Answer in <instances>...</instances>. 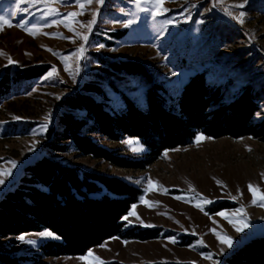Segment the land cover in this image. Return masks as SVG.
Segmentation results:
<instances>
[{"label":"rangeland","instance_id":"1","mask_svg":"<svg viewBox=\"0 0 264 264\" xmlns=\"http://www.w3.org/2000/svg\"><path fill=\"white\" fill-rule=\"evenodd\" d=\"M241 3L244 7H237ZM72 12L77 15H68ZM241 12L243 23L236 18ZM5 14H10L6 19L13 26L4 24L0 30V79L41 65L50 69L30 80L13 81L11 93L0 105V169L11 170L10 176L2 177L0 196L18 181L28 163L47 155L140 187L139 201L125 216L127 227L160 230L156 238L115 236L85 254L44 256L30 264H225L228 255L264 233L262 139L199 133L191 144L163 151L144 169L113 166L73 149L54 152L47 146L54 141L51 130L59 127L62 113L84 115L63 104L66 95L84 84L101 87L113 110L122 109V92L141 106L145 104L146 80L111 70L106 66L111 60L141 61L173 93L194 73L207 71L209 81L228 83L226 102L253 83L261 90L260 110L253 121L263 119L264 0H164L159 7L154 0H143L139 7L137 0H105L103 5L94 2L84 9L77 0H0V15ZM93 17L96 22L89 30ZM129 19L135 23L125 26ZM23 21L34 34L16 26ZM121 29L127 31L122 38L113 35ZM93 137L120 155L139 159L146 152L137 138L127 136L113 142ZM249 184L256 190L255 197ZM240 226L244 230L238 232ZM42 232L50 231L0 238V246L13 255H33L45 240L56 238L53 233L42 237ZM226 237L232 238V247L221 243Z\"/></svg>","mask_w":264,"mask_h":264},{"label":"trees","instance_id":"2","mask_svg":"<svg viewBox=\"0 0 264 264\" xmlns=\"http://www.w3.org/2000/svg\"><path fill=\"white\" fill-rule=\"evenodd\" d=\"M126 33L121 29L113 35L122 38ZM106 66L117 73L145 79V104L141 106L122 92V109L113 110L101 87L84 84L63 99L64 106L83 111L84 115H60L59 127L51 130L54 141L47 142L54 152L73 149L113 166L144 169L163 151L191 144L199 133L214 138L250 136L264 140V118L253 121L261 99V90L253 83L243 86L226 102L228 83L223 86L209 81L207 71L194 73L180 91L173 93L155 80L141 61L111 60ZM49 69V65H41L16 72L13 77L4 75L0 79V105L11 93L13 81L30 80ZM94 135L113 142L127 136L137 138L146 152L139 159L120 155L95 140ZM142 193L140 187L118 176L42 155L28 163L18 181L2 192L0 238L43 230L56 238L45 240L40 252L33 255H13L0 246V264H30L44 256L85 254L115 236L139 240L158 237L160 230L156 228L127 227L125 216ZM225 264H264V233L228 255Z\"/></svg>","mask_w":264,"mask_h":264},{"label":"snow or ice","instance_id":"3","mask_svg":"<svg viewBox=\"0 0 264 264\" xmlns=\"http://www.w3.org/2000/svg\"><path fill=\"white\" fill-rule=\"evenodd\" d=\"M25 2H41V0H25ZM43 2L50 3V2H52V0H43ZM77 2L79 4V7L81 9H84L86 5H91L94 2L97 3V4H99V5H103L105 3V0H77ZM141 2H143V0H137V6L138 7H139V4ZM149 2H152V0H149ZM245 2H246V0H245ZM154 3H155V5L157 7H159V6L163 5L164 0H154ZM237 7H241L242 8V7H244V4L241 3V4L237 5ZM145 11H151V9H145ZM51 12H55V9H52ZM9 15L10 14L0 15V30L3 29V25L4 24H7L9 27H12L13 26L12 23H11L10 18L6 19V16H9ZM68 15H70V16H76L77 13L72 12V13H69ZM243 15H244V13L241 12L240 15H239V17H236V18L237 19H240L241 17H243ZM95 22H96L95 17H93V19L88 24L89 30H91V26L93 24H95ZM240 22L243 23V20L240 19ZM27 23H28L27 21H23V22L18 23L16 26L25 29L30 34H34V33H32V28H28L27 27ZM124 23H125V26H128V25H131V24L135 23V21L132 20V19H129V20L125 21ZM33 27H35V26H33ZM82 39L86 42L87 41V36L86 35L85 36H82ZM100 47H103V45H100ZM83 51H84L83 46H81V48L79 49V52L82 54ZM0 54H3V53H0ZM9 62L10 63H13V61L11 60V58H9ZM53 72H55V69H53ZM52 74L53 73H49V76H51ZM16 119H20V117H16ZM199 139H200V137H197V140H199ZM129 143H131V141H129ZM134 150H138V149H134ZM11 163L13 165H15V162L14 161H12ZM4 175L10 176L11 175V170H3V169H0V185H2L4 183V179L2 178ZM218 183H220V182H218ZM248 188H249V191L252 192L253 193V196L255 197L256 196V190L254 189L253 185L252 184H249L248 185ZM201 196H202V194H201ZM177 198L179 199V197H177ZM232 199H236V197L233 196ZM205 202L211 203V201L210 200H207L206 198H205ZM252 202H253V204L256 203L255 198L253 199ZM196 206L199 207L198 204ZM201 210H203V209H201ZM219 215L223 216L225 214L224 213H219ZM236 230L238 232H241V231L244 230V228H243V226H240V227H237ZM40 235L42 237H47V236H52L53 234L51 232H42V233H40ZM19 239L23 241L25 238H24V236H21V237H19ZM171 239H172V242L175 243V237H173ZM28 243H35V241L29 240ZM221 243H226L228 245V247H232V238L231 237H226V238H224V239L221 240ZM89 255H91V253Z\"/></svg>","mask_w":264,"mask_h":264}]
</instances>
